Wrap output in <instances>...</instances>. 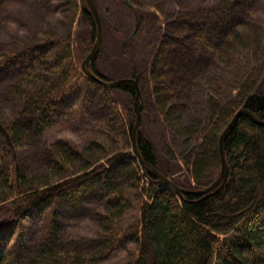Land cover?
<instances>
[{
  "label": "trees",
  "instance_id": "trees-1",
  "mask_svg": "<svg viewBox=\"0 0 264 264\" xmlns=\"http://www.w3.org/2000/svg\"><path fill=\"white\" fill-rule=\"evenodd\" d=\"M247 1L218 0L178 14L176 39L158 46L150 74L134 68L142 89L137 142L148 181L133 150L135 86L126 82L108 88L86 76L75 61L72 26L62 34L51 28L40 31L15 3L6 6L14 16L6 28L0 24V264H98L126 239L137 243L139 253L122 264H264V125L245 114L239 117L225 140L228 179L207 196L180 195L155 183L158 177L150 167L166 174L172 161L167 170L162 167L157 144L146 134L147 119L157 111L186 147L195 143L196 150H184L195 184L183 175L173 177L194 190L220 175V136L235 112L246 108L264 120V69L257 70L250 59L262 51L261 28L250 19ZM60 8L71 24L80 14V26L86 28L76 37L77 47L80 55L87 54L98 34L89 3L68 0ZM134 12L135 25H144ZM21 23L27 25L24 32ZM179 48L180 57L172 60L168 52ZM100 53L89 67L114 80L97 69ZM194 57H200L199 64L193 65ZM213 60L224 66L210 81L205 101L209 122L187 119L193 81L199 74L209 77ZM244 61L250 67L234 87L233 67ZM84 77L91 84L84 101H94V89L102 92L87 110L96 123L88 120L85 144L48 142L50 127L74 114L67 112V97ZM29 148L35 151L33 162ZM90 195L100 203L93 211L94 233L62 240L58 200ZM137 208L139 220L124 224ZM33 212H39L38 233L24 249L13 237V227Z\"/></svg>",
  "mask_w": 264,
  "mask_h": 264
},
{
  "label": "rangeland",
  "instance_id": "rangeland-1",
  "mask_svg": "<svg viewBox=\"0 0 264 264\" xmlns=\"http://www.w3.org/2000/svg\"><path fill=\"white\" fill-rule=\"evenodd\" d=\"M12 0L14 6H18L19 13L22 17H28L37 30L51 28L56 34L65 32L66 27L72 26L73 32V48L77 67L82 71V61L87 54L80 55L78 52V43L76 37L83 36L86 28L85 24L80 26V14L72 22L69 18L63 17L61 6L66 4V0ZM218 0H96L99 12L102 18L104 38L100 49V56L96 62V67L106 77L117 79L120 77H133V71H145L150 74V64L153 55L162 42H172L176 39V30L178 25L176 22L178 14L197 9L201 6L216 3ZM7 0H0V24L1 29L7 27L14 14L6 13V6L11 3ZM247 8L251 14L250 19L255 21L261 30V48L264 51V0H248ZM140 14L143 24L135 25V12ZM215 24V22H213ZM27 25L21 23L19 29L24 32ZM209 35L206 37L208 38ZM206 38V39H207ZM180 48L176 51H169L168 54L172 60L180 57ZM261 51V52H262ZM256 54L253 56V65L257 64L256 69H264V55ZM249 53V52H248ZM168 56V57H169ZM200 57L192 58L193 65L199 64ZM209 77L199 74L193 81L194 95L192 105H190L187 119L192 117L202 118L205 122H209V113L205 105V101L210 94L212 88V77L218 72V68L224 65L217 64L216 61L211 62ZM217 66V67H215ZM250 67L248 61H244L241 65L237 63L234 68V74L231 76L232 85L239 87L242 78ZM135 68V69H134ZM147 70V71H146ZM142 74V73H141ZM134 78V77H133ZM90 83L87 78H82L69 91L67 97L68 118L62 121V124L53 125L46 133L48 142H56L61 139H70L75 144L84 145L87 138V125H89V113L87 110L91 108L98 96L102 95L96 88L92 92L93 102L89 99L85 100V95L90 90ZM141 87V85H140ZM142 90V89H141ZM234 92H237L234 91ZM148 98V97H147ZM86 104V105H85ZM82 109V110H81ZM134 110V104L133 109ZM124 120L128 123L126 113ZM146 127V134L155 141L157 150L161 157V165L167 170L169 161H172V170H167L169 177L185 176L190 178L195 184L194 178L190 175V167L184 160L187 149L196 150L195 143L192 146H185L179 134L161 120L157 111L150 114ZM93 124L96 122L91 121ZM199 142L201 139H198ZM187 153V152H186ZM27 156L31 162L35 158V151L32 148L27 150ZM34 164V163H33ZM169 164V165H170ZM42 166H40L41 168ZM35 168H39L35 166ZM39 168V169H40ZM175 172V173H174ZM148 181L146 174L143 175ZM96 193V192H94ZM98 196V195H96ZM98 197H82L79 200L70 201L65 196L58 200L57 220L60 227L61 239L82 238L90 236L95 231L94 222L92 221L94 209L100 207ZM139 208L134 210L130 215L126 216L124 224H130L139 220ZM39 212H33L29 216L21 217L14 225V235L21 248H26L33 244L38 233ZM223 237V236H222ZM8 239V238H7ZM48 242V241H45ZM139 253V247L136 242L126 239L123 245L117 249L111 257L98 264H122L136 259ZM264 254V248L262 249Z\"/></svg>",
  "mask_w": 264,
  "mask_h": 264
},
{
  "label": "water",
  "instance_id": "water-1",
  "mask_svg": "<svg viewBox=\"0 0 264 264\" xmlns=\"http://www.w3.org/2000/svg\"><path fill=\"white\" fill-rule=\"evenodd\" d=\"M89 3L91 10L93 12L96 25H97V40L95 41L94 45L82 61V69L84 73L89 76L92 80L103 84L104 86L108 88H115L120 86L123 83L129 82L132 83L135 86L136 94H135V100H134V114L136 115V123L133 128V150L135 152V156L137 157L141 168L145 174H147V164L145 163V160L143 159L137 142V133L138 129L140 127V124L142 122V114L140 109V103L142 101V90L140 87V83L133 77H122L115 80H106L102 77H100L93 69L89 67L91 61L95 58V56L98 54V52L101 49L103 38H104V31H103V23L102 18L99 12L98 4L96 0H87ZM248 115L254 122L260 125H264V120L259 119L254 115L252 111L246 108H240L238 109L228 126L225 128V130L222 132L220 136V153H221V162H222V168L220 175L208 186L199 188V189H185L181 187L173 178L169 177L168 175L164 174L160 170H158L156 167H150L151 171L155 173V175L158 177V180L155 182L158 184L161 188L164 186H169L176 194H195V195H210L212 193H215L218 191V189L227 181L229 176V167H228V161L226 157V151H225V140L229 133L233 130L234 126L236 125V122L238 121L239 117L241 115Z\"/></svg>",
  "mask_w": 264,
  "mask_h": 264
}]
</instances>
